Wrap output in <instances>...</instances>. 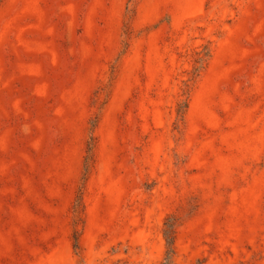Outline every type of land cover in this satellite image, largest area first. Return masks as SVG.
Returning <instances> with one entry per match:
<instances>
[{
	"label": "rangeland",
	"instance_id": "obj_1",
	"mask_svg": "<svg viewBox=\"0 0 264 264\" xmlns=\"http://www.w3.org/2000/svg\"><path fill=\"white\" fill-rule=\"evenodd\" d=\"M0 264H264V0H0Z\"/></svg>",
	"mask_w": 264,
	"mask_h": 264
},
{
	"label": "trees",
	"instance_id": "obj_2",
	"mask_svg": "<svg viewBox=\"0 0 264 264\" xmlns=\"http://www.w3.org/2000/svg\"><path fill=\"white\" fill-rule=\"evenodd\" d=\"M175 226H176V219L174 218H167L164 223V230L163 236L165 239V244L167 248L166 258L169 260L170 256L173 254V243L175 237Z\"/></svg>",
	"mask_w": 264,
	"mask_h": 264
}]
</instances>
